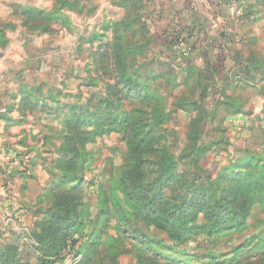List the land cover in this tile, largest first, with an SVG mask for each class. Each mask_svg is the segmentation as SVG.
<instances>
[{"label": "rangeland", "instance_id": "rangeland-1", "mask_svg": "<svg viewBox=\"0 0 264 264\" xmlns=\"http://www.w3.org/2000/svg\"><path fill=\"white\" fill-rule=\"evenodd\" d=\"M4 1L0 28H12L6 29L9 42L0 49L10 46V33L20 60L17 70L27 68L30 72L27 80L16 77L14 86L21 80L25 84L10 86L7 102L0 106V117L4 116L0 121L9 125L4 131L0 127V149L11 150L0 152V249L15 252L13 248H17L20 264H42L44 255L56 253V246L62 253L48 258L53 264H88L94 252L98 256L93 264H217V260L220 264H264V245L248 251L250 242L264 238L262 207L253 210L245 231H227L211 240L192 235L181 246L184 250L169 256H164L158 246L159 239L164 238L159 231L150 230L155 244L146 246L118 231L115 221L104 222L98 189L105 191L102 197L109 199L106 209L114 214L113 190L118 187L127 145L117 132L96 140L83 137L86 143L81 144L75 135L91 134L92 128L77 132L72 123L75 113L95 109L108 97L111 103L102 106L110 110L118 103L132 110V103H138L133 94L119 93L121 88L115 84L112 59L119 52L123 59L132 61L133 69L140 70V80L158 89L160 110L165 107L166 113L170 112L168 145L180 159L176 172L191 167L188 151L192 144H203L209 150L201 165L212 171L215 179L221 167L240 159L243 152L264 156V72L255 73L260 79L256 88L222 80L217 67L207 74L197 68L206 87L197 86L192 82L190 44L163 21L170 20L164 10L145 17L147 22L141 16L129 31L124 22L109 24L107 13L132 21L141 8L135 9L134 16L121 9L116 13L104 10L99 16L94 0H79L75 9H62L64 0H35V6ZM24 7L60 16L52 23L36 12L30 18ZM17 35L26 38L17 41ZM18 74L22 77V72ZM164 77L171 83L174 80L176 87H170ZM225 100L241 112L229 114ZM150 104L156 106L154 101ZM118 193L122 201L124 195L120 190ZM65 194H76L83 205L79 209L86 215L85 226L70 229L63 217L51 223L52 213L64 206H58V201L65 199ZM51 224L53 247L44 248L38 236ZM215 255L219 259H214Z\"/></svg>", "mask_w": 264, "mask_h": 264}, {"label": "trees", "instance_id": "trees-1", "mask_svg": "<svg viewBox=\"0 0 264 264\" xmlns=\"http://www.w3.org/2000/svg\"><path fill=\"white\" fill-rule=\"evenodd\" d=\"M60 7L75 9L77 3L64 0ZM23 9L30 18L34 17L35 9L32 7ZM135 9L138 8L129 9L133 16ZM51 12L37 11L36 13L52 23L60 16V13L58 12V17L55 18L57 13ZM140 19L141 16L137 14L136 18L132 21L125 20L124 24H128V30L131 31L132 23ZM11 26L5 25L0 28L1 47H6L9 42L6 29L12 28ZM43 28L44 31L48 29L46 26ZM115 55L116 58L112 59V63L114 64L115 84L121 88L119 93L133 94L134 101L138 103H132V110L126 104L121 106L119 103L114 110H110L102 106L104 103L108 105L111 103L108 97L104 99V102L100 101V106L95 109L75 113L72 120L73 128H77V132L92 128L91 134L75 135V141L81 144L86 143L82 140L83 137L96 140L103 134L117 132L122 135V141L127 145L123 168L117 176L118 187L113 190L115 201L112 203V210L114 214L106 209L109 207L107 201L109 199L107 196L102 197L105 191L98 189L104 222L115 221L118 231L139 240L146 246L155 244L150 230L159 231L164 236L158 241V246L161 247L164 256H169V253H174L179 249L184 250L181 246L189 241L192 235L206 236L211 240L227 231L235 230L238 233L245 231L253 210L256 207L264 209V156L243 152L240 159H233L227 166L221 167L218 177L214 179L212 171L204 169L201 165V160L206 156L209 148L203 147V144H192V148L188 151L192 155L191 167L177 173L176 169L180 159L168 145L167 125L170 121V112L166 113L165 107L163 111L160 110L158 89L140 80L138 73L140 70L132 68V61L128 62V59L127 61L123 59L119 52ZM197 75L198 79H195ZM166 81L170 87H176L174 80L171 83L166 78ZM192 82L199 87H206L203 84L204 79L193 66ZM152 101L156 106H151ZM225 102L228 104L226 108L229 114L237 115L241 112L234 105H230L231 102L228 100ZM172 105L175 107V104ZM146 109L150 112L148 113ZM115 111L118 113L115 114ZM2 118L4 116L0 117V120ZM193 135L195 134L192 132ZM73 139L74 136L70 135V140ZM118 190L124 195L122 201ZM60 204L64 206L59 212L52 213L51 223L56 218L63 217L66 218L70 229H73L75 225L78 228L85 226L86 215L79 209L83 205L79 203L76 194H65V199H59L58 206H61ZM73 212L76 213L72 218ZM52 225L38 236L40 245L44 248L53 247L51 240L55 238V235L49 234ZM43 239L46 242H43ZM76 244L77 241L74 242L73 247ZM248 245V251L258 248L264 245V238L256 243L252 241ZM56 248V253L49 252L44 255L42 264H53L48 258L62 253L60 246ZM13 249L15 252L0 249L1 264H20L17 260L19 259L17 248ZM96 256L98 253L94 252L88 264H93ZM238 256H241V253ZM213 258L219 259L218 255ZM220 262L217 260L216 263L220 264Z\"/></svg>", "mask_w": 264, "mask_h": 264}, {"label": "crops", "instance_id": "crops-1", "mask_svg": "<svg viewBox=\"0 0 264 264\" xmlns=\"http://www.w3.org/2000/svg\"><path fill=\"white\" fill-rule=\"evenodd\" d=\"M2 1L0 6L5 7V1ZM76 1L78 8L79 0ZM107 1L108 3L105 4L103 0H94L99 16L104 10H112L116 13V10L120 9L127 12L129 9L141 8L140 16H143L144 22H147L148 19L145 17L152 13L155 15L156 10L159 14L164 10L170 20L163 21L175 27L188 40L189 53H192V66L196 70L203 68L207 74L218 69L222 71V80L241 87L247 84L246 86L257 88L259 85L260 79L256 78L258 74L255 73L264 72V0ZM10 2L12 5L24 6L26 4L35 6L36 3L35 0H11ZM106 18L111 25L125 22L123 17L120 19L109 17L108 13ZM8 37L10 46L7 49H0V106L7 102L6 98L9 95H6V91H9L10 86H14L16 77L19 80H27L25 77L30 70L27 68L17 70L20 60L10 33ZM16 38L17 41L18 39L21 41L26 37L18 38L17 35ZM27 43L26 41L25 44ZM19 72H22V77L18 74ZM23 81H17L14 88L23 86L25 84ZM7 126H9L7 123L0 121L2 131ZM10 151L0 149V152Z\"/></svg>", "mask_w": 264, "mask_h": 264}]
</instances>
